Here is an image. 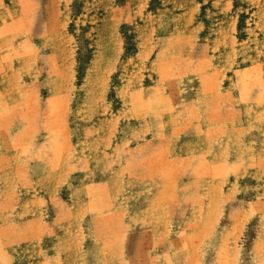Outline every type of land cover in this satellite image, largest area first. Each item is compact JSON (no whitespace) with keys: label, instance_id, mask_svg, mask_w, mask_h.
Masks as SVG:
<instances>
[{"label":"rangeland","instance_id":"1","mask_svg":"<svg viewBox=\"0 0 264 264\" xmlns=\"http://www.w3.org/2000/svg\"><path fill=\"white\" fill-rule=\"evenodd\" d=\"M0 264H264V0H0Z\"/></svg>","mask_w":264,"mask_h":264}]
</instances>
